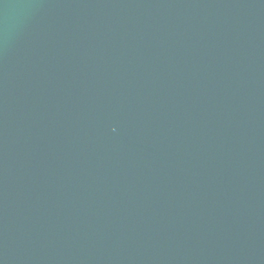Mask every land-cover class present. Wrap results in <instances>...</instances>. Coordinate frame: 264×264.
Instances as JSON below:
<instances>
[{"label":"water","instance_id":"1","mask_svg":"<svg viewBox=\"0 0 264 264\" xmlns=\"http://www.w3.org/2000/svg\"><path fill=\"white\" fill-rule=\"evenodd\" d=\"M0 264H264V0H0Z\"/></svg>","mask_w":264,"mask_h":264}]
</instances>
